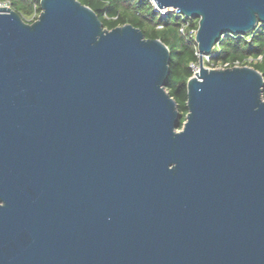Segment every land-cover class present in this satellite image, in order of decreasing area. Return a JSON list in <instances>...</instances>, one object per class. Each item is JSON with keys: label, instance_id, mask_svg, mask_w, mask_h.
Returning a JSON list of instances; mask_svg holds the SVG:
<instances>
[{"label": "water", "instance_id": "95a60500", "mask_svg": "<svg viewBox=\"0 0 264 264\" xmlns=\"http://www.w3.org/2000/svg\"><path fill=\"white\" fill-rule=\"evenodd\" d=\"M152 2L198 20L181 128L161 40L0 5V264H264V78L203 64L264 0Z\"/></svg>", "mask_w": 264, "mask_h": 264}, {"label": "trees", "instance_id": "16d2710c", "mask_svg": "<svg viewBox=\"0 0 264 264\" xmlns=\"http://www.w3.org/2000/svg\"><path fill=\"white\" fill-rule=\"evenodd\" d=\"M39 1L0 0V5H8L23 21L32 23L40 12ZM78 1L96 13L103 27L111 29L128 23L139 28L147 38H157L167 46L170 61L165 89L177 103L181 119L178 128H181L187 113L186 83L193 74L191 65L199 61L194 41L197 18L172 11L162 15L150 0ZM207 55L208 59L203 58L207 67L246 65L258 70L264 78V24L258 22L253 30L244 34L221 35Z\"/></svg>", "mask_w": 264, "mask_h": 264}, {"label": "built area", "instance_id": "2783aa9c", "mask_svg": "<svg viewBox=\"0 0 264 264\" xmlns=\"http://www.w3.org/2000/svg\"><path fill=\"white\" fill-rule=\"evenodd\" d=\"M151 2H152V0H150ZM152 4H153V7H154V9H156L157 11H159L162 15H164V14H166L168 11H172V12H176V13H178V14H181L178 10H176V9H172V8H163V9H158V8H156V6H155V4L152 2ZM197 55H199L198 54V52H197ZM203 58L204 59H208V55H203ZM197 67H198V64H192L191 65V68H192V70H193V73L197 70Z\"/></svg>", "mask_w": 264, "mask_h": 264}, {"label": "bare ground", "instance_id": "6f19581e", "mask_svg": "<svg viewBox=\"0 0 264 264\" xmlns=\"http://www.w3.org/2000/svg\"><path fill=\"white\" fill-rule=\"evenodd\" d=\"M236 66H237V65H236ZM198 70H199V69H198V67H197V70H196L195 72H198Z\"/></svg>", "mask_w": 264, "mask_h": 264}, {"label": "rangeland", "instance_id": "374dc122", "mask_svg": "<svg viewBox=\"0 0 264 264\" xmlns=\"http://www.w3.org/2000/svg\"><path fill=\"white\" fill-rule=\"evenodd\" d=\"M209 68H211V67H209Z\"/></svg>", "mask_w": 264, "mask_h": 264}]
</instances>
